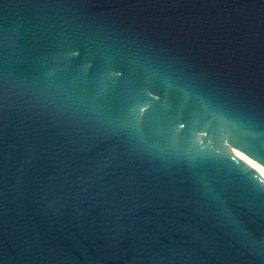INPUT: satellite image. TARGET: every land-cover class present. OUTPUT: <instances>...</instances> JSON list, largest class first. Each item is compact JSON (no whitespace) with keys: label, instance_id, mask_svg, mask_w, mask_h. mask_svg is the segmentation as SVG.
<instances>
[{"label":"water","instance_id":"95a60500","mask_svg":"<svg viewBox=\"0 0 264 264\" xmlns=\"http://www.w3.org/2000/svg\"><path fill=\"white\" fill-rule=\"evenodd\" d=\"M218 141L264 168V0H0V264H264Z\"/></svg>","mask_w":264,"mask_h":264},{"label":"bare ground","instance_id":"6f19581e","mask_svg":"<svg viewBox=\"0 0 264 264\" xmlns=\"http://www.w3.org/2000/svg\"><path fill=\"white\" fill-rule=\"evenodd\" d=\"M220 143V146L228 150L230 153L235 155L237 158H239L246 166H248L252 171H254L260 178L264 180V168L255 163L254 161L250 160L246 156H244L239 151L235 150L231 146L227 145L226 143L222 141H218Z\"/></svg>","mask_w":264,"mask_h":264},{"label":"snow or ice","instance_id":"6c2138e0","mask_svg":"<svg viewBox=\"0 0 264 264\" xmlns=\"http://www.w3.org/2000/svg\"><path fill=\"white\" fill-rule=\"evenodd\" d=\"M247 151V149H245ZM257 159L261 160L262 163H264V156H258Z\"/></svg>","mask_w":264,"mask_h":264}]
</instances>
